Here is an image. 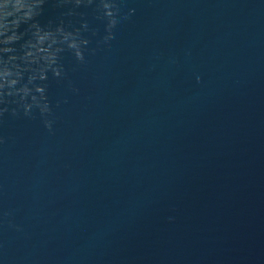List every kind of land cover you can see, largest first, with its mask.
<instances>
[{"label":"water","instance_id":"water-1","mask_svg":"<svg viewBox=\"0 0 264 264\" xmlns=\"http://www.w3.org/2000/svg\"><path fill=\"white\" fill-rule=\"evenodd\" d=\"M122 7L0 124V264H264V0Z\"/></svg>","mask_w":264,"mask_h":264},{"label":"clouds","instance_id":"clouds-1","mask_svg":"<svg viewBox=\"0 0 264 264\" xmlns=\"http://www.w3.org/2000/svg\"><path fill=\"white\" fill-rule=\"evenodd\" d=\"M49 9L57 14L42 21ZM134 13L132 8L124 11L122 0H0V124L5 116L34 119L38 114L51 133L48 81L67 78L61 63L64 53L84 64L85 53L94 51L89 45L97 30L88 16L104 23L102 41L107 43L114 39V29ZM5 139L0 135V144Z\"/></svg>","mask_w":264,"mask_h":264}]
</instances>
